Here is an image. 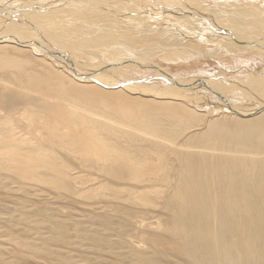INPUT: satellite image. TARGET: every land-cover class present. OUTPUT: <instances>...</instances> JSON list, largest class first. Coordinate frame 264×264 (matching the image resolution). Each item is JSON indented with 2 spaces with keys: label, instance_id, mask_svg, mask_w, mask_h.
I'll list each match as a JSON object with an SVG mask.
<instances>
[{
  "label": "bare ground",
  "instance_id": "1",
  "mask_svg": "<svg viewBox=\"0 0 264 264\" xmlns=\"http://www.w3.org/2000/svg\"><path fill=\"white\" fill-rule=\"evenodd\" d=\"M129 1L143 6L145 11H152L148 4L141 3L143 0ZM153 1L160 5L158 1L161 0H149L148 3L152 4ZM100 2L103 3L101 0H94L91 6ZM168 5L167 8L175 11L169 19L181 24L180 35L191 36L188 31L193 30L191 28H196L197 31L200 23L205 21L206 26L215 30L218 37H227L222 40H227L224 44L230 52L226 50L227 47L223 49L229 54L236 53L235 55L240 57L243 51L255 50L264 54V44L251 50L248 48L249 45L263 42L264 39L260 40L262 35L258 33L254 35L240 28L237 31L241 36L237 38L228 34L235 31L234 29H223L222 32L219 29L223 27L220 25L229 24H232L229 28L237 25L243 27L244 22V26H254L255 24L246 22L249 18L248 13L253 11L239 10V13L228 14L219 8L200 9L201 7L193 5L194 8L189 1L183 3V6L174 2ZM186 6L187 10L182 11ZM241 13L244 14L238 15ZM235 16L242 18L240 22L233 24ZM127 18L128 14H125V19ZM231 18H233L231 21H226ZM0 19L8 17L3 15ZM1 20L0 39L7 41H0V89L6 91L17 89L16 95L22 99L23 108L18 107L9 111L3 109V106L0 107V166L18 170L26 179L38 177L36 169L40 167H47L54 174L51 180L55 182L63 183L78 179V176L72 177L69 174L72 169L66 165L67 162L56 156L57 150H61L79 160L85 167L97 168L116 179L138 184L137 191L134 192L130 188L127 189L129 186L119 188L112 186L108 189L116 195L130 190L126 200L129 196L132 199L144 197L149 192L162 194L159 188L162 185L166 186L170 191V201L176 205L174 210L178 217L168 226L170 233L182 239L191 238L194 246L200 245L205 256L213 259L211 264H264L263 96L259 97L262 100L254 102L260 103L259 108L242 104L240 108L234 107L238 113L229 119L222 116L212 117L213 113L222 109L219 103L225 97L220 99L218 95L220 101L216 97L203 104L202 95V99L198 98L200 103L196 101L197 99L193 100V103L197 107L208 108V105H212L204 113L205 118L181 100L185 99L182 96L183 86L196 88L203 84L204 81L199 82L203 79L189 84L179 81L176 83L165 78L173 90L167 89L163 93L153 94L134 81L122 82L123 80L117 79L113 82L110 79L112 77L107 78L109 70L107 73L93 71L98 77L88 82L86 79V83L80 84L67 74L43 76L27 68V65L19 60H14L16 57H23L25 53L23 47L25 45L21 42L22 36H28L26 39L36 41L39 45L41 42L45 43L47 38L54 43L48 47L61 55L66 54L67 51L62 49H66L64 46L67 44L76 47V53L79 51L77 45L83 47L80 51L81 57L84 55L83 50L87 53L89 49L86 48L91 44L96 50L103 51L106 56L111 53L114 46H117L118 50L123 48L127 56L134 55L135 49L128 47L129 44L126 45L121 40L116 41L113 37L114 42L111 41L112 35L107 33L105 27L98 25V18L93 19L94 28L88 21L71 23L72 27L69 30L60 32L64 33L62 34L64 37L65 34L68 35L64 41L60 38V33L55 34V37L54 35L46 37L24 26H20L17 34L18 25H10L7 21ZM28 22L42 28L37 23ZM89 31H93L91 35L87 34ZM206 33L207 36L201 38L202 43H205V39L208 41L209 38H214L208 35L209 32ZM122 36L124 37V34ZM125 40L127 41V38ZM108 42L115 45L112 46L110 43L112 46L110 47ZM131 45L133 46V43ZM40 46L43 49L47 47ZM58 46L62 49H58ZM31 47L39 50L33 45ZM52 56L53 59L58 57L56 53ZM117 57L114 56L113 59ZM205 84L207 85V82ZM236 85L238 84L235 83V87L243 88ZM211 86L218 89L216 83ZM161 97L163 100H160ZM19 117L27 120L29 134L39 136L45 133L44 137L49 145L43 146L38 141L32 143V139L28 140L23 136L20 138L22 133H18V137L15 120ZM29 134L27 133L28 138ZM104 185L108 183L102 186Z\"/></svg>",
  "mask_w": 264,
  "mask_h": 264
},
{
  "label": "rangeland",
  "instance_id": "2",
  "mask_svg": "<svg viewBox=\"0 0 264 264\" xmlns=\"http://www.w3.org/2000/svg\"><path fill=\"white\" fill-rule=\"evenodd\" d=\"M84 1L0 0V13H2L0 17L5 15L8 19L2 20L10 25H18L16 31L20 29V26H24L46 37L53 35L55 37V34L69 30L72 27L71 23L76 21L91 22L93 24L91 27L94 28L93 19L98 18V25L105 27L107 33L112 35L111 41L115 38L116 41L121 40L124 44L128 43L129 45L126 44L128 47L135 49L134 55L127 56L123 48L118 50L117 46H114V41L108 42L110 47H114L107 56L103 51L96 50L92 44L86 48L89 49L87 53L83 50L85 57L80 55L83 47L77 45L79 51L76 53L77 48L68 44L64 46L65 50L61 46L57 47L67 51L66 54L61 55L48 47L54 43L47 38L45 43L40 44L47 45L45 48H50L48 52L44 51L41 46L39 50L32 48L30 44L32 41L26 39L28 36H22L21 42L25 45L23 46L25 53L23 57H16L14 60H19L26 64L27 68L43 76L60 73L65 76L69 75L79 82L78 84L89 81L81 78L84 73L90 74L91 72L98 77L93 71L102 73L109 70L111 73L106 72L107 78L112 77L110 79L113 82L117 79L123 80L122 82L134 81L153 94L163 93L167 89L173 90L169 82L166 83L168 81L166 79L189 84L203 79L199 81L200 83L204 81L202 86L196 88L183 86L182 96L185 99L181 100L186 106L193 108L204 117V113L212 105H208V108L197 107L193 103L196 99L199 102L198 98L202 99V95H204L203 100H200L203 104H207V101L216 97L218 100L219 97L220 99L225 97L219 103L222 107L219 112L226 111V113L217 111L212 115L214 118L222 116L231 119L235 113H238L234 107L240 108L242 104L251 108H259L260 103L254 102L262 100L259 97H264V54L257 50L243 51L240 57L235 55L236 53L229 54L228 47L224 44L227 40H222L227 37H218L217 32L206 26L205 21L200 23L197 31L196 28L188 31L191 36L180 35L179 26L181 27V24L169 19L175 11L167 7L173 2L183 6V3L189 1L192 6L201 7L200 9L219 8L228 14L230 12L239 13V10L253 11L255 14L248 13L249 18L246 22L255 24V27L244 26V22L243 27L237 25L229 28L232 25L229 24L220 25L223 27L219 29L221 32L223 29H234L235 31L228 34L238 38L241 34L237 30L241 28L254 35L256 33L262 35L260 40H263L264 0H184L185 2L183 0H161V2L158 1L160 5L157 1L150 4L149 0H143L141 3L148 4L152 11H145L143 6L132 4L129 0H101L103 3L100 2L96 4L97 6H91L94 0ZM185 8L182 11H186L187 6ZM125 14H128L127 19H125ZM129 17L133 19L132 22ZM241 18L235 16L233 24L240 22ZM256 20L263 23H258ZM26 21L37 23L42 28ZM212 23L215 24V22ZM91 32L93 31L87 34L91 35ZM206 32H209V36L218 39L209 38L208 41L205 39V43H202L201 38L207 36ZM118 33L121 34L118 35ZM60 34L63 41L68 38L67 34L65 37L62 35L64 33ZM252 34L250 35L253 36ZM252 38L256 39L255 36ZM185 40L188 42H183ZM130 43H133V46ZM255 44L257 45L254 47ZM255 44L249 45V50L264 44V40ZM116 45H118L117 42ZM115 47L117 50H113ZM223 47L225 49L227 47V51ZM220 49L221 52H219ZM54 53L58 57L53 59L52 54ZM113 55L119 56L113 59ZM60 56L63 58L61 59ZM66 57L76 62L77 75L64 62ZM6 75L8 77V72ZM205 82L207 85H204ZM214 83L218 85V89L212 88L211 85ZM235 83L238 84L236 86L243 88L235 87ZM219 89L224 91L219 92ZM16 94L17 89L14 88L7 89V91L0 89V107L3 106V109L9 111L18 107L23 108L22 99H19ZM160 100H163V97ZM17 119L15 128L18 129L17 135L22 133L20 138L23 136L28 140L32 139V143L38 141L43 146L49 145L44 137L45 133L39 136L29 134L27 120L20 117ZM224 123L227 122L224 121ZM56 156L67 162L66 165L72 169L69 173L72 177L78 176L79 178L69 182H55L51 180L54 174L47 167H40L41 169H36L38 177L26 179L18 170L0 166V264H211L213 262L211 257L205 256L200 245L192 244L191 238L190 240L182 239L168 231V226L174 222L173 219L178 217L174 210L176 205L170 201V191L166 186L162 185L159 188L162 194L149 192L144 197L132 199L129 196L126 200L130 191L127 189L130 188L132 192L137 191L138 184L116 179L110 174L100 172L97 168L85 167L79 160L68 156L64 151L57 150ZM107 183L108 185L102 186ZM112 186L129 187L126 189L127 192H123L124 194L116 195L108 190Z\"/></svg>",
  "mask_w": 264,
  "mask_h": 264
},
{
  "label": "water",
  "instance_id": "3",
  "mask_svg": "<svg viewBox=\"0 0 264 264\" xmlns=\"http://www.w3.org/2000/svg\"><path fill=\"white\" fill-rule=\"evenodd\" d=\"M0 16H1V13H0ZM3 17V16H2ZM26 22H28V21H26ZM0 41L1 42H5V41H7V40H3V39H0ZM31 45H33L34 47H37V48H39V46L41 45H39V43L38 42H36V41H32L31 43H30ZM41 49V48H40ZM48 49V50H47ZM44 48V51H46V52H48L49 51V49L50 48ZM49 55H51V54H49ZM60 58L62 59L63 58V56H60ZM66 64H68L69 65V69L71 70V71H73L74 72V74L75 75H77L75 72H76V69H75V66H76V62L75 61H73L72 59H68L67 57H66V59H65V61H64ZM95 76H93V74L91 73L90 75H81V78H83V79H87V80H90V79H92V78H94Z\"/></svg>",
  "mask_w": 264,
  "mask_h": 264
}]
</instances>
